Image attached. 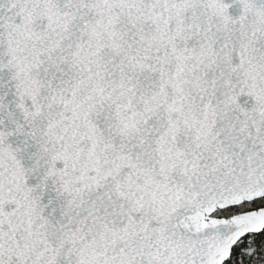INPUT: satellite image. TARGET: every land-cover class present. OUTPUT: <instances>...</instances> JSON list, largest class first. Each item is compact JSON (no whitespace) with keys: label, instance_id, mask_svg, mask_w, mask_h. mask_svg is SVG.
Instances as JSON below:
<instances>
[{"label":"snow or ice","instance_id":"obj_1","mask_svg":"<svg viewBox=\"0 0 264 264\" xmlns=\"http://www.w3.org/2000/svg\"><path fill=\"white\" fill-rule=\"evenodd\" d=\"M0 264H264V0H0Z\"/></svg>","mask_w":264,"mask_h":264}]
</instances>
